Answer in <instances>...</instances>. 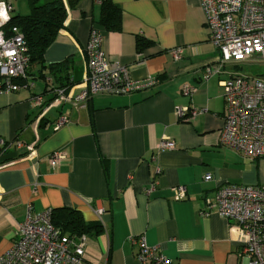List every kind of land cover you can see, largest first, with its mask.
<instances>
[{"label": "crops", "instance_id": "crops-1", "mask_svg": "<svg viewBox=\"0 0 264 264\" xmlns=\"http://www.w3.org/2000/svg\"><path fill=\"white\" fill-rule=\"evenodd\" d=\"M9 1L13 17L30 13L27 0ZM63 1L67 17L44 65L28 67L27 77L17 80L21 90L0 92V138L8 142L0 151V256L29 207L33 213L67 207L88 223L100 222L101 233L88 234L85 245V258L97 264H139V247L130 236H143L176 264H245V233L215 207L208 215L201 212L208 207L205 199H214L224 184L264 182V161L255 163L219 143L226 114L221 80L237 65L206 76L220 55L201 0H112L123 10L120 31L99 26L103 0ZM94 27L103 31L111 64L127 66L134 81L154 83L75 105L85 86V47ZM138 36L151 44L139 50ZM178 46L184 54L176 60L172 49ZM185 88L193 93L185 95ZM178 107L202 111L182 120ZM60 118L66 120L57 127ZM164 137L175 142L174 149L159 148ZM15 142L33 150L18 149ZM55 151L66 157L53 167L49 157ZM180 185L186 197L176 200L173 188ZM98 207L104 209L101 217Z\"/></svg>", "mask_w": 264, "mask_h": 264}, {"label": "built area", "instance_id": "built-area-1", "mask_svg": "<svg viewBox=\"0 0 264 264\" xmlns=\"http://www.w3.org/2000/svg\"><path fill=\"white\" fill-rule=\"evenodd\" d=\"M205 24L210 31V40L220 58L217 65L206 68V76L222 72L224 65L244 63L253 57L264 60V0H201ZM13 5L9 0L0 1V92L21 90L17 82L27 77L29 56L23 32L18 26H8ZM5 16L7 19H5ZM103 31L94 27L85 47L84 83L81 92L73 98L75 105L85 103L97 94L129 93L154 83L134 81L129 68L120 63L111 64L102 48ZM173 57H183L184 47L172 49ZM226 102L224 125L220 132L221 146L232 149L248 159L264 158V80L232 72L221 80ZM193 88H185L191 95ZM69 97L64 100H69ZM35 103L42 104L40 96ZM51 105V104H50ZM49 105V106H50ZM202 110L178 107L179 119H194ZM57 121V127L65 122ZM8 142L0 138V148L5 150ZM15 146L33 150V146L15 142ZM161 150L175 148V142L164 137ZM66 157L63 151H55L50 157L51 166L58 165ZM212 179L211 173L204 176ZM154 185L151 186V189ZM150 189V190H151ZM176 200L186 197V187L173 188ZM208 215L215 207L220 216L234 222L245 233L243 245L245 264H264V184L246 185L227 183L216 190L214 199L206 198ZM98 217L104 213L101 207L95 210ZM53 210L33 213L29 207L24 221L19 223L10 248L0 256V264H97L85 258L87 235L68 236L52 222ZM137 244L139 264H176L158 247L147 245L143 236H130Z\"/></svg>", "mask_w": 264, "mask_h": 264}, {"label": "trees", "instance_id": "trees-1", "mask_svg": "<svg viewBox=\"0 0 264 264\" xmlns=\"http://www.w3.org/2000/svg\"><path fill=\"white\" fill-rule=\"evenodd\" d=\"M31 6L27 15L12 16L8 26H18L23 32L29 56V66L44 65V54L64 27L67 8L63 0H27ZM76 3L78 0H71ZM122 8L112 0H103L99 26L105 31H120L122 28ZM151 44L142 36L137 38L139 50ZM28 66V67H29ZM28 72V70H27ZM3 150L0 148V151ZM53 210L52 222L68 236L100 234V222H86L75 209L61 207Z\"/></svg>", "mask_w": 264, "mask_h": 264}, {"label": "rangeland", "instance_id": "rangeland-1", "mask_svg": "<svg viewBox=\"0 0 264 264\" xmlns=\"http://www.w3.org/2000/svg\"><path fill=\"white\" fill-rule=\"evenodd\" d=\"M235 70L237 74L244 75V76H250V77H257L264 80V60H261L258 57H253L252 59L237 64V67H235ZM254 161L255 163L257 161H264V158L260 159H250ZM262 168L264 170V164H262ZM256 184H264V182L259 183L256 182L255 184L250 185H256Z\"/></svg>", "mask_w": 264, "mask_h": 264}, {"label": "clouds", "instance_id": "clouds-1", "mask_svg": "<svg viewBox=\"0 0 264 264\" xmlns=\"http://www.w3.org/2000/svg\"><path fill=\"white\" fill-rule=\"evenodd\" d=\"M0 15H3V13L2 12H0ZM5 19H7V17L5 16Z\"/></svg>", "mask_w": 264, "mask_h": 264}]
</instances>
